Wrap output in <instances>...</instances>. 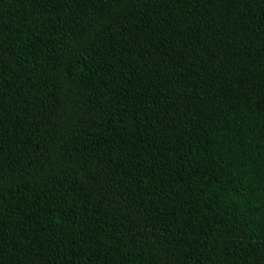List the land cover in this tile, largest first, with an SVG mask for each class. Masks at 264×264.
<instances>
[{"label":"trees","instance_id":"16d2710c","mask_svg":"<svg viewBox=\"0 0 264 264\" xmlns=\"http://www.w3.org/2000/svg\"><path fill=\"white\" fill-rule=\"evenodd\" d=\"M0 264H264V0H0Z\"/></svg>","mask_w":264,"mask_h":264}]
</instances>
